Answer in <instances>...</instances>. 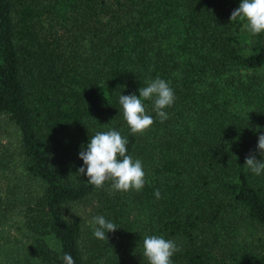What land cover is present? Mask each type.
<instances>
[{"label":"trees","instance_id":"trees-1","mask_svg":"<svg viewBox=\"0 0 264 264\" xmlns=\"http://www.w3.org/2000/svg\"><path fill=\"white\" fill-rule=\"evenodd\" d=\"M240 2L0 0V126L14 125L0 135V264H149L152 235L177 244L173 264H264V173L244 165L264 159V32L230 20ZM157 77L169 118L145 100L154 123L133 134L119 96ZM110 130L142 161V190L79 173L82 146ZM99 215L118 227L105 240Z\"/></svg>","mask_w":264,"mask_h":264},{"label":"clouds","instance_id":"clouds-1","mask_svg":"<svg viewBox=\"0 0 264 264\" xmlns=\"http://www.w3.org/2000/svg\"><path fill=\"white\" fill-rule=\"evenodd\" d=\"M238 17L247 21L248 30L253 35L264 32V0H241L239 7L232 11L230 20ZM138 91L139 95L119 96L124 119L133 134H143L154 123L153 117L146 113L145 100L153 101V111L163 122L169 118L164 109L171 107L176 98L170 84L159 77ZM127 143V138L116 130L97 132L79 152V158L83 161L79 173L86 175L88 183L96 188H102L106 182H110L114 191L142 190L146 173L142 161L127 154ZM257 151L264 157V133L258 136ZM244 165L255 175L264 173V159H257L255 154L246 156ZM154 194L157 199L161 198L159 189ZM92 222L93 235L99 240L108 239L107 233L115 232L118 228L102 215L93 217ZM177 251L179 248L171 239L155 235L144 237L143 256L149 264H173L171 257ZM62 259L64 264H75L70 254H63Z\"/></svg>","mask_w":264,"mask_h":264},{"label":"rangeland","instance_id":"rangeland-1","mask_svg":"<svg viewBox=\"0 0 264 264\" xmlns=\"http://www.w3.org/2000/svg\"><path fill=\"white\" fill-rule=\"evenodd\" d=\"M6 123L2 122L0 126V135H6L8 134V131H12L14 129V125L10 122L5 121ZM4 139H6L4 137ZM20 218V211H19V206L14 207L12 210L9 211L8 217L3 223L5 231L8 233L16 234L18 232L15 223L19 220Z\"/></svg>","mask_w":264,"mask_h":264}]
</instances>
